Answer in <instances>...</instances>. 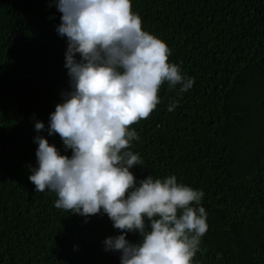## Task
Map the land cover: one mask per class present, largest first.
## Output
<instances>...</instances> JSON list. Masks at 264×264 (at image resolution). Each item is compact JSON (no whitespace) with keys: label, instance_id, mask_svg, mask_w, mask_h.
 I'll return each mask as SVG.
<instances>
[{"label":"trees","instance_id":"trees-1","mask_svg":"<svg viewBox=\"0 0 264 264\" xmlns=\"http://www.w3.org/2000/svg\"><path fill=\"white\" fill-rule=\"evenodd\" d=\"M131 10L194 77L179 96L161 85L160 103L129 125L141 157L131 171L203 191L196 264H264V0H131ZM59 16L54 0H0V264H119L101 243L119 234L106 214L58 209L28 180L33 136L70 155L58 134L34 129L69 87Z\"/></svg>","mask_w":264,"mask_h":264},{"label":"clouds","instance_id":"clouds-1","mask_svg":"<svg viewBox=\"0 0 264 264\" xmlns=\"http://www.w3.org/2000/svg\"><path fill=\"white\" fill-rule=\"evenodd\" d=\"M60 13L55 31L66 40L68 90L49 112L47 128L65 151L42 135L33 136L35 166L28 180L35 192L55 194L54 207L87 219L106 214L119 234L102 240L103 250L119 253V264H196L207 213L201 189L178 182L175 174L137 178L131 169L141 157L129 125L149 116L166 84L177 96L194 77L169 59L171 50L142 28L131 0H54ZM177 101L167 104L173 111ZM138 239L130 242L127 233Z\"/></svg>","mask_w":264,"mask_h":264}]
</instances>
